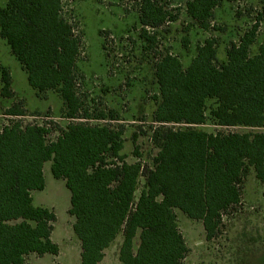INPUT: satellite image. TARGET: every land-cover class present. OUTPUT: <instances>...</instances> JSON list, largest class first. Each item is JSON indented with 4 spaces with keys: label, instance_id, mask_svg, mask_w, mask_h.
<instances>
[{
    "label": "trees",
    "instance_id": "trees-1",
    "mask_svg": "<svg viewBox=\"0 0 264 264\" xmlns=\"http://www.w3.org/2000/svg\"><path fill=\"white\" fill-rule=\"evenodd\" d=\"M129 1L139 4L141 38L156 49L152 32L178 19L171 1ZM222 1L191 0L187 15L208 31ZM263 14L238 43L228 46L223 62L216 38L198 45L187 68L170 53L160 55L154 65L159 95L152 116L158 153L150 167L126 161L122 130L90 125L87 110L80 115L82 39L63 16V0H7L0 7V37L27 73L29 85L39 96L58 93L67 118L82 121L60 129L55 141H49L53 129L45 124L14 121L0 131V264H26L31 254L60 252L52 240L56 214L36 206L32 196L45 189L47 162L71 193L79 264H100L119 237L121 264H183L189 248L176 210L201 221L207 241L218 238L224 214L242 201L251 169L264 185V133H214L196 126L264 128V40L257 53L250 52ZM1 83L2 95L12 98L8 68H1ZM24 104L15 103L6 115L26 116ZM117 116L99 112L95 118L116 121Z\"/></svg>",
    "mask_w": 264,
    "mask_h": 264
},
{
    "label": "rangeland",
    "instance_id": "rangeland-1",
    "mask_svg": "<svg viewBox=\"0 0 264 264\" xmlns=\"http://www.w3.org/2000/svg\"><path fill=\"white\" fill-rule=\"evenodd\" d=\"M170 1V9L178 19L151 31L157 35V47L149 49L148 43L141 38L138 3L129 0H63V16L82 39L77 62V94L83 103L80 115L87 110L91 118L86 122L90 125L107 124L122 130V153L128 163L141 162L152 167L153 158L158 153L152 140V127L155 126L152 116L156 109L154 97L159 95L154 65L160 55L170 53L187 68L197 54L198 45L216 38L218 59L223 62L228 46L238 43L264 10V0H223L214 11L212 27L206 31L187 15L186 5L191 0ZM6 4L7 0H0V7ZM259 25L251 55L258 52L264 40V14ZM185 40H188L187 45ZM2 67L8 68L12 77V98L2 95ZM19 101H24L27 115L8 117V109ZM111 111L117 113L118 120L95 118L99 112L109 115ZM66 112L58 93L50 91L39 96L31 88L27 73L0 37V131L14 121H21L23 126L45 124L53 129L49 141H55L60 129L82 121L67 118ZM196 128L214 133H264V128H221L211 122ZM51 165V162L44 165L45 189L34 191L32 196L36 206L54 210L57 220L52 240L60 252L57 256L31 254L26 257V264H79L81 244L73 231L75 218L69 214L71 193L63 180L53 177ZM140 181L142 189L144 179ZM136 196L138 198L139 192ZM176 213L179 229L189 248L183 264H264V185L256 178L253 169L244 181L241 203L224 214L221 234L215 240H206L201 221L188 218L180 210ZM121 244L122 237H119L106 250L100 264H121Z\"/></svg>",
    "mask_w": 264,
    "mask_h": 264
}]
</instances>
